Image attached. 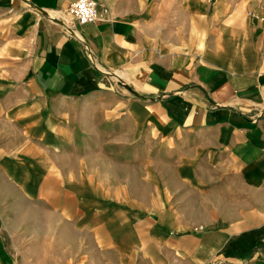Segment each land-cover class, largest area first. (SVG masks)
Returning a JSON list of instances; mask_svg holds the SVG:
<instances>
[{
	"label": "crops",
	"instance_id": "1",
	"mask_svg": "<svg viewBox=\"0 0 264 264\" xmlns=\"http://www.w3.org/2000/svg\"><path fill=\"white\" fill-rule=\"evenodd\" d=\"M76 1L0 0V264H264V0L173 53Z\"/></svg>",
	"mask_w": 264,
	"mask_h": 264
},
{
	"label": "rangeland",
	"instance_id": "2",
	"mask_svg": "<svg viewBox=\"0 0 264 264\" xmlns=\"http://www.w3.org/2000/svg\"><path fill=\"white\" fill-rule=\"evenodd\" d=\"M151 2L158 5L157 15L154 18L157 28V32L153 34L154 43L165 47L170 53L204 48L215 35V29H210L209 23L205 25L207 13L211 15L213 11L211 18L214 22H218L222 18L221 15L216 17L218 12L226 7L223 0H153ZM230 2L234 8H238L242 0H230ZM201 3L204 4V8L201 7ZM131 7L138 8V5ZM223 34L222 29H219L218 42H221ZM18 259L21 262L27 259L29 263V258Z\"/></svg>",
	"mask_w": 264,
	"mask_h": 264
},
{
	"label": "built area",
	"instance_id": "3",
	"mask_svg": "<svg viewBox=\"0 0 264 264\" xmlns=\"http://www.w3.org/2000/svg\"><path fill=\"white\" fill-rule=\"evenodd\" d=\"M75 24L85 26L87 24L105 21L110 16V9L106 4L96 0H77L67 11Z\"/></svg>",
	"mask_w": 264,
	"mask_h": 264
},
{
	"label": "water",
	"instance_id": "4",
	"mask_svg": "<svg viewBox=\"0 0 264 264\" xmlns=\"http://www.w3.org/2000/svg\"><path fill=\"white\" fill-rule=\"evenodd\" d=\"M123 86L126 87V88H128L132 94L137 95L135 92H133V91L131 90V88H130L129 86H127V85H125V84H124Z\"/></svg>",
	"mask_w": 264,
	"mask_h": 264
}]
</instances>
